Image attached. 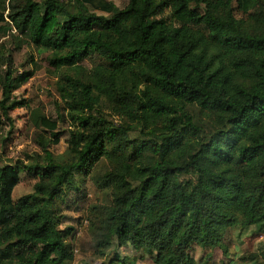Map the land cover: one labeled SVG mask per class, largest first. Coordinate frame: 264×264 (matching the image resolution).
<instances>
[{
  "label": "trees",
  "instance_id": "16d2710c",
  "mask_svg": "<svg viewBox=\"0 0 264 264\" xmlns=\"http://www.w3.org/2000/svg\"><path fill=\"white\" fill-rule=\"evenodd\" d=\"M0 23L73 73L56 82L59 120L33 116L52 138L41 155L0 165V264L70 262L74 229L55 204L103 162L95 185L110 203L87 219L100 256L116 243L153 264H207L193 246L222 249L233 228L264 235V0H0ZM0 61L1 129L27 107L5 101L33 74ZM58 122L69 138L55 157ZM22 176L32 193L15 201Z\"/></svg>",
  "mask_w": 264,
  "mask_h": 264
},
{
  "label": "rangeland",
  "instance_id": "374dc122",
  "mask_svg": "<svg viewBox=\"0 0 264 264\" xmlns=\"http://www.w3.org/2000/svg\"><path fill=\"white\" fill-rule=\"evenodd\" d=\"M106 1L122 9L128 0ZM91 13L98 16L107 15L97 10H91ZM2 25L0 23V26ZM0 54L12 59L11 67L18 74L27 71L33 74L5 101L7 107L14 101H23L27 107L11 110L10 125L5 122L6 124L0 129V165L5 166L16 162L26 164L30 157L41 155L39 142L42 137L46 140L52 139L43 128L37 127L33 116L59 120L60 114L63 115L64 111L56 91V82L62 74L71 76L73 73L56 72L48 61L50 53L29 45L15 31L7 33L4 37L0 36ZM98 61L97 57H91L85 59L82 66L90 69ZM0 64L3 66L1 61ZM2 69L5 70V66ZM96 116L111 124L117 125L119 122V119L112 116L107 109L100 110ZM67 130L65 123L58 122L59 143L49 148L55 157L62 156L67 149L66 142L69 138ZM134 136L130 134V137L134 138ZM106 171V164L100 163L89 176H80L77 179L79 191L73 189L68 191L67 195L57 200L55 204L56 218L60 227L74 229L73 235L65 240V243L72 248L73 254L72 260L67 264H153L154 256L136 252L130 245L119 247L113 243L103 256L96 252L87 219L90 217L91 207L99 203H110V195L99 190L95 185ZM30 193H32V185L22 176V181L14 189L12 198L16 201ZM222 243L226 253L223 251L224 248L204 249L193 246L191 253L194 260L199 263L205 261L207 264H264V235H255L253 229L241 231L239 228H233L224 235ZM243 258L248 260L244 262ZM251 258L257 260L252 262L249 260Z\"/></svg>",
  "mask_w": 264,
  "mask_h": 264
}]
</instances>
